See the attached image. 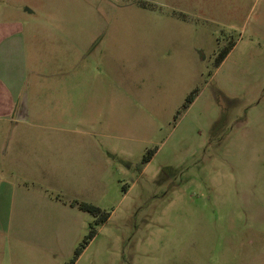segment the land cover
<instances>
[{
	"label": "rangeland",
	"instance_id": "obj_1",
	"mask_svg": "<svg viewBox=\"0 0 264 264\" xmlns=\"http://www.w3.org/2000/svg\"><path fill=\"white\" fill-rule=\"evenodd\" d=\"M35 4L34 69L67 62L99 96L41 120L48 198L22 243L4 233L3 264H71L90 224L73 264H264V0Z\"/></svg>",
	"mask_w": 264,
	"mask_h": 264
},
{
	"label": "crops",
	"instance_id": "obj_2",
	"mask_svg": "<svg viewBox=\"0 0 264 264\" xmlns=\"http://www.w3.org/2000/svg\"><path fill=\"white\" fill-rule=\"evenodd\" d=\"M36 1H6L0 8V242L7 237L8 233H4L8 229L16 228L17 244L24 241L19 233L25 228L26 212L41 206L43 191L37 186L41 176L47 175L41 167L42 142L35 135L42 127L41 120L45 116H62L67 109L87 114L88 99L99 96L86 92L87 87L83 90V85L88 86L87 79L76 81L67 76V62L49 60L48 76L34 69L38 41L42 35L50 34L26 29L19 19L35 14L32 4L36 5ZM51 68H60V72ZM71 84L80 90L71 94L67 91ZM47 145L55 143L44 146Z\"/></svg>",
	"mask_w": 264,
	"mask_h": 264
},
{
	"label": "trees",
	"instance_id": "obj_3",
	"mask_svg": "<svg viewBox=\"0 0 264 264\" xmlns=\"http://www.w3.org/2000/svg\"><path fill=\"white\" fill-rule=\"evenodd\" d=\"M228 53V50L226 51L225 54ZM193 101V94L189 95L186 99V103H185V106H188L191 102ZM184 106V107H185ZM152 157V154L148 153L144 158H143V163H146L148 162ZM72 205H75L78 207L79 210L83 211V212H88L90 214H92L94 217H96L97 221L96 223H103L105 222L108 218H109V215L106 214V213H102L101 210L97 207H94L92 205H89V204H86V203H78V202H73ZM95 233H96V230L95 228L93 227L92 224L89 225V232L87 234V236L85 237L84 239V242L82 245H80L76 251H75V257H77L81 251H82V248H84V246L92 239L94 238L95 236ZM75 257L74 259L71 261V264H73V262L75 261Z\"/></svg>",
	"mask_w": 264,
	"mask_h": 264
}]
</instances>
